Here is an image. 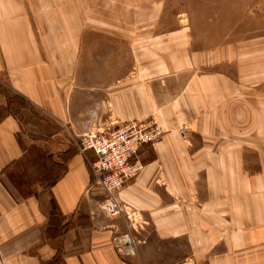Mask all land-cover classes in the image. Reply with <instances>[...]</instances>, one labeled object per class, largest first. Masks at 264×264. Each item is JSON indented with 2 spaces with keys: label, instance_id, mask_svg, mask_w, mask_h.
Here are the masks:
<instances>
[{
  "label": "crops",
  "instance_id": "1",
  "mask_svg": "<svg viewBox=\"0 0 264 264\" xmlns=\"http://www.w3.org/2000/svg\"><path fill=\"white\" fill-rule=\"evenodd\" d=\"M180 2L0 0V264H264V75ZM147 118L165 136L117 194L145 220L129 256L79 140ZM34 145L64 165L45 185Z\"/></svg>",
  "mask_w": 264,
  "mask_h": 264
},
{
  "label": "built area",
  "instance_id": "2",
  "mask_svg": "<svg viewBox=\"0 0 264 264\" xmlns=\"http://www.w3.org/2000/svg\"><path fill=\"white\" fill-rule=\"evenodd\" d=\"M163 133L160 123L147 118L98 127L79 140V149L85 154L95 182L105 196L101 207L110 216L118 219L126 212L130 217V213L120 204L117 194L128 181L142 172L144 165L137 158L139 151L144 145L161 142L164 139ZM114 241L124 255L136 254L137 244L129 231L117 234Z\"/></svg>",
  "mask_w": 264,
  "mask_h": 264
},
{
  "label": "rangeland",
  "instance_id": "3",
  "mask_svg": "<svg viewBox=\"0 0 264 264\" xmlns=\"http://www.w3.org/2000/svg\"><path fill=\"white\" fill-rule=\"evenodd\" d=\"M173 9L178 11L187 9L193 14L198 13L200 9L203 10L205 18H210L212 26L220 25V29L225 30L226 38L223 39L222 43L233 44L230 46V51H233V56L236 55L237 61L235 59L228 62V68L234 70L237 64L242 65L244 71H252L259 75L263 73L264 75V0H183L177 6H173ZM26 125L33 126L30 123ZM186 131L187 129L182 131L184 135ZM163 135L165 136V132ZM60 157V161H62V157L65 156ZM62 165L61 162V167ZM31 172L35 178L48 174L52 176L53 180L61 172V169L57 166L54 168L40 166L31 168ZM99 199L101 200V198ZM128 213H130V217L124 212L132 224L125 225L127 227L122 233L129 231L132 235L137 244L135 248L137 251L134 255L136 256L138 255L137 248L140 244V234L145 227V220L136 212ZM123 215L118 218H124Z\"/></svg>",
  "mask_w": 264,
  "mask_h": 264
},
{
  "label": "trees",
  "instance_id": "4",
  "mask_svg": "<svg viewBox=\"0 0 264 264\" xmlns=\"http://www.w3.org/2000/svg\"><path fill=\"white\" fill-rule=\"evenodd\" d=\"M32 113V115H31ZM14 114L19 118V120L22 122V124H29L32 120L35 121H40L42 120V117L40 115H38L37 111H35V108L31 109V112H27V111H23V110H14ZM39 118V119H37ZM146 145H144L143 147H145ZM141 151V150H140ZM139 151V152H140ZM27 161H24V165H26V171L28 173V177L30 179V181L32 183H39V184H43L45 181H50L52 180V176H38L37 178H35L34 176H32V172H31V168L33 167H40L43 166V168H47V167H60L61 171L64 169V165H62L61 167V163H57L53 161V155L52 154H48V152H44L43 148L40 146H31L28 151H27ZM43 159V160H42ZM28 164V165H27ZM54 166V167H53Z\"/></svg>",
  "mask_w": 264,
  "mask_h": 264
}]
</instances>
